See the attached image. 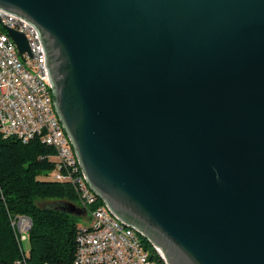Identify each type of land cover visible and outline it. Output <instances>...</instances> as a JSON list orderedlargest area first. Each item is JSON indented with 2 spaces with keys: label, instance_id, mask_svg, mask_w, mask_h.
<instances>
[{
  "label": "water",
  "instance_id": "obj_1",
  "mask_svg": "<svg viewBox=\"0 0 264 264\" xmlns=\"http://www.w3.org/2000/svg\"><path fill=\"white\" fill-rule=\"evenodd\" d=\"M0 11L36 32L55 113L116 220L165 264H264V0H0Z\"/></svg>",
  "mask_w": 264,
  "mask_h": 264
},
{
  "label": "built area",
  "instance_id": "obj_2",
  "mask_svg": "<svg viewBox=\"0 0 264 264\" xmlns=\"http://www.w3.org/2000/svg\"><path fill=\"white\" fill-rule=\"evenodd\" d=\"M6 29L24 36L29 54L19 56ZM34 136L56 152L58 170L50 180L74 185L79 206L85 210L87 222L80 228L74 264H156L141 237L116 220L87 186L54 110L52 87L36 32L16 16L0 11V138H17L27 144ZM12 227L21 242L31 222L20 217ZM15 264L26 263L22 260Z\"/></svg>",
  "mask_w": 264,
  "mask_h": 264
},
{
  "label": "trees",
  "instance_id": "obj_3",
  "mask_svg": "<svg viewBox=\"0 0 264 264\" xmlns=\"http://www.w3.org/2000/svg\"><path fill=\"white\" fill-rule=\"evenodd\" d=\"M55 150L34 136L27 144L17 138H0V264H74L78 220L85 210L79 206L71 183L50 180L58 170ZM61 173L66 170L61 168ZM77 175H80L79 172ZM69 206L75 213H69ZM30 220L26 254L12 222ZM156 264H165L147 240Z\"/></svg>",
  "mask_w": 264,
  "mask_h": 264
},
{
  "label": "rangeland",
  "instance_id": "obj_4",
  "mask_svg": "<svg viewBox=\"0 0 264 264\" xmlns=\"http://www.w3.org/2000/svg\"><path fill=\"white\" fill-rule=\"evenodd\" d=\"M26 68H27V66H26ZM30 71H32V70H30ZM86 222L87 221H86V218L84 216L82 218H79V220H78L79 225H83ZM21 246H22L23 251L27 254L29 252V240H28L27 234L24 235V238L21 241Z\"/></svg>",
  "mask_w": 264,
  "mask_h": 264
},
{
  "label": "bare ground",
  "instance_id": "obj_5",
  "mask_svg": "<svg viewBox=\"0 0 264 264\" xmlns=\"http://www.w3.org/2000/svg\"><path fill=\"white\" fill-rule=\"evenodd\" d=\"M158 252L160 253V255H161V257H162V259H164V257H163V255H162V253L158 250Z\"/></svg>",
  "mask_w": 264,
  "mask_h": 264
}]
</instances>
